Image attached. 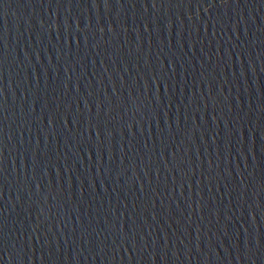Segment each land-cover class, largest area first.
<instances>
[{"label":"water","instance_id":"1","mask_svg":"<svg viewBox=\"0 0 264 264\" xmlns=\"http://www.w3.org/2000/svg\"><path fill=\"white\" fill-rule=\"evenodd\" d=\"M0 264H264V0H0Z\"/></svg>","mask_w":264,"mask_h":264}]
</instances>
